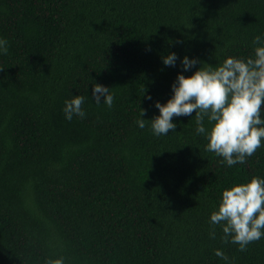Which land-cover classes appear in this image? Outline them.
<instances>
[{
	"label": "trees",
	"instance_id": "trees-1",
	"mask_svg": "<svg viewBox=\"0 0 264 264\" xmlns=\"http://www.w3.org/2000/svg\"><path fill=\"white\" fill-rule=\"evenodd\" d=\"M261 33L264 0H0V264H226L216 249L264 264V239L241 252L219 226L209 236L222 190L264 177V148L228 167L195 117L162 137L136 124L182 71L163 56L215 66L248 57ZM94 83L111 108L95 105ZM71 95L86 118H64Z\"/></svg>",
	"mask_w": 264,
	"mask_h": 264
},
{
	"label": "clouds",
	"instance_id": "clouds-1",
	"mask_svg": "<svg viewBox=\"0 0 264 264\" xmlns=\"http://www.w3.org/2000/svg\"><path fill=\"white\" fill-rule=\"evenodd\" d=\"M252 44L248 57L228 56L215 66L198 58H180L175 52L163 56L166 67H176L179 59L182 71L171 84L167 102H155L159 115L143 119L146 110L140 108L137 126L149 127L153 136L162 137L175 132L174 117H195V133L205 139L206 152L222 158L220 162L228 167L245 164L247 158L264 148V33L256 35ZM8 54L9 41L0 36V56ZM197 64L201 66L190 76L183 74ZM92 98L97 106L111 108L114 103L111 89L99 83L93 84ZM85 100L82 95L65 99L64 118H86ZM209 223L210 238H216L215 226H219L222 242L238 245L241 252L250 243L264 239V177L255 176L223 189ZM215 255L227 264L228 257L222 250L216 249ZM45 264H64V258H48Z\"/></svg>",
	"mask_w": 264,
	"mask_h": 264
}]
</instances>
